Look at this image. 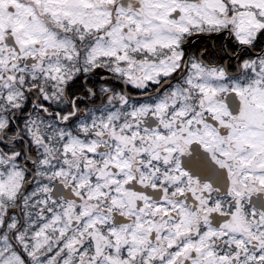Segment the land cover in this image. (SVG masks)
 Listing matches in <instances>:
<instances>
[{
	"label": "snow or ice",
	"instance_id": "6c2138e0",
	"mask_svg": "<svg viewBox=\"0 0 264 264\" xmlns=\"http://www.w3.org/2000/svg\"><path fill=\"white\" fill-rule=\"evenodd\" d=\"M0 264H264V0H0Z\"/></svg>",
	"mask_w": 264,
	"mask_h": 264
}]
</instances>
